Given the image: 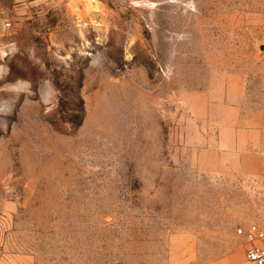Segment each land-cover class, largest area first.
Returning <instances> with one entry per match:
<instances>
[{
	"label": "rangeland",
	"instance_id": "374dc122",
	"mask_svg": "<svg viewBox=\"0 0 264 264\" xmlns=\"http://www.w3.org/2000/svg\"><path fill=\"white\" fill-rule=\"evenodd\" d=\"M264 228V0H0V264H249Z\"/></svg>",
	"mask_w": 264,
	"mask_h": 264
},
{
	"label": "built area",
	"instance_id": "2783aa9c",
	"mask_svg": "<svg viewBox=\"0 0 264 264\" xmlns=\"http://www.w3.org/2000/svg\"><path fill=\"white\" fill-rule=\"evenodd\" d=\"M237 234L246 244V261L249 264H264V228L258 225L240 227Z\"/></svg>",
	"mask_w": 264,
	"mask_h": 264
}]
</instances>
